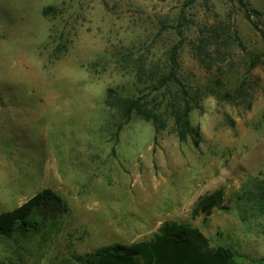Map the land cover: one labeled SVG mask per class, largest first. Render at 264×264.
<instances>
[{
  "label": "rangeland",
  "instance_id": "obj_1",
  "mask_svg": "<svg viewBox=\"0 0 264 264\" xmlns=\"http://www.w3.org/2000/svg\"><path fill=\"white\" fill-rule=\"evenodd\" d=\"M262 34L264 0H0V214L61 199L44 233L0 239V264H82L183 223L264 264ZM174 46L180 86L158 87ZM109 92L157 124L126 121ZM183 99L197 146L178 136Z\"/></svg>",
  "mask_w": 264,
  "mask_h": 264
},
{
  "label": "trees",
  "instance_id": "obj_2",
  "mask_svg": "<svg viewBox=\"0 0 264 264\" xmlns=\"http://www.w3.org/2000/svg\"><path fill=\"white\" fill-rule=\"evenodd\" d=\"M263 42L264 35L262 34ZM174 46L167 54L168 65L158 71L150 73L149 80L158 84V87L175 83L180 86L177 76L171 66L176 56ZM164 77V78H163ZM166 81V82H165ZM111 94V92H109ZM106 104L119 110L127 119L132 113L145 120L157 124L159 115L157 112L144 107L139 100L131 97L120 96L115 93L108 96ZM178 127V136L181 139L186 134L192 136V142L197 146L198 134L189 127L187 115L191 110L188 102L183 99V104L170 106ZM60 203L61 199L48 189L37 193L18 208L0 214V239H13L14 236L26 234L44 233L47 227L55 222L40 212L51 206L52 203ZM214 204L213 197H205L200 201V206L206 211V207ZM58 215V214H57ZM56 216V215H55ZM49 221V222H48ZM82 264H237L234 253L229 249L211 250L207 248L206 241L201 233L188 223L181 225L163 224L155 239L150 243H138L132 245L113 244L97 249L93 254H87L82 258Z\"/></svg>",
  "mask_w": 264,
  "mask_h": 264
}]
</instances>
